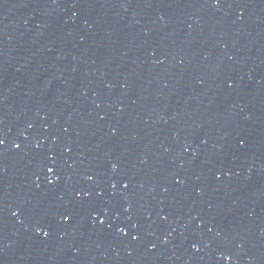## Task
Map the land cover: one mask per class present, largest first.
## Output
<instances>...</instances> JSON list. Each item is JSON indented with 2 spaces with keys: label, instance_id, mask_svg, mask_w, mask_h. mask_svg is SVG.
<instances>
[{
  "label": "water",
  "instance_id": "obj_1",
  "mask_svg": "<svg viewBox=\"0 0 264 264\" xmlns=\"http://www.w3.org/2000/svg\"><path fill=\"white\" fill-rule=\"evenodd\" d=\"M0 139V264H264V0H0Z\"/></svg>",
  "mask_w": 264,
  "mask_h": 264
},
{
  "label": "snow or ice",
  "instance_id": "obj_2",
  "mask_svg": "<svg viewBox=\"0 0 264 264\" xmlns=\"http://www.w3.org/2000/svg\"><path fill=\"white\" fill-rule=\"evenodd\" d=\"M215 3L219 4V0H214ZM5 143V141L3 139H0V145H3ZM127 186V185H125ZM65 219H67V217H65Z\"/></svg>",
  "mask_w": 264,
  "mask_h": 264
}]
</instances>
